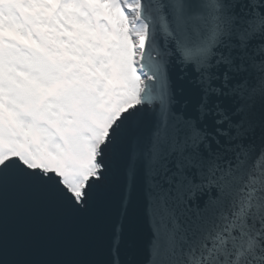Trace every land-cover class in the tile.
I'll return each instance as SVG.
<instances>
[{
  "label": "snow or ice",
  "instance_id": "snow-or-ice-1",
  "mask_svg": "<svg viewBox=\"0 0 264 264\" xmlns=\"http://www.w3.org/2000/svg\"><path fill=\"white\" fill-rule=\"evenodd\" d=\"M0 264H264V0H0Z\"/></svg>",
  "mask_w": 264,
  "mask_h": 264
}]
</instances>
